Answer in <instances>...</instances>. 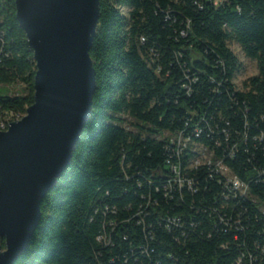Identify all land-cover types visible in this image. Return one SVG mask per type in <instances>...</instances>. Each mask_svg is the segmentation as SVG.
Listing matches in <instances>:
<instances>
[{
    "label": "trees",
    "instance_id": "1",
    "mask_svg": "<svg viewBox=\"0 0 264 264\" xmlns=\"http://www.w3.org/2000/svg\"><path fill=\"white\" fill-rule=\"evenodd\" d=\"M15 1L0 0V86L21 92L0 96V130L34 97ZM231 45L257 66L241 90ZM89 57V119L15 264H264V0H99Z\"/></svg>",
    "mask_w": 264,
    "mask_h": 264
},
{
    "label": "water",
    "instance_id": "2",
    "mask_svg": "<svg viewBox=\"0 0 264 264\" xmlns=\"http://www.w3.org/2000/svg\"><path fill=\"white\" fill-rule=\"evenodd\" d=\"M15 12L36 70L33 104L0 131V264L26 251L40 204L87 124L96 85L89 50L99 0H16Z\"/></svg>",
    "mask_w": 264,
    "mask_h": 264
},
{
    "label": "rangeland",
    "instance_id": "3",
    "mask_svg": "<svg viewBox=\"0 0 264 264\" xmlns=\"http://www.w3.org/2000/svg\"><path fill=\"white\" fill-rule=\"evenodd\" d=\"M231 49L234 52V54L237 56L242 66L240 69V72L237 73L235 77L236 88L241 90L243 81L257 75V66L255 62L248 61L247 59H245L241 50L236 45H231ZM20 92H21V88L18 86H10V87L0 86V96H6V95L14 96L16 94H20ZM126 120H127L126 127L132 128L130 123H132L133 121L128 118H126ZM0 131H3V130H0ZM161 136L163 139H166V138L170 139L172 143H176L182 146L185 145V142H183L180 137H171L167 134H164ZM195 151L200 153V158H199L200 161L214 164V166L216 167V169L219 170V172H221L223 175L229 178L228 172L221 166L220 163L215 162V160L212 158V155H210L207 151L199 147L195 148Z\"/></svg>",
    "mask_w": 264,
    "mask_h": 264
},
{
    "label": "built area",
    "instance_id": "4",
    "mask_svg": "<svg viewBox=\"0 0 264 264\" xmlns=\"http://www.w3.org/2000/svg\"><path fill=\"white\" fill-rule=\"evenodd\" d=\"M178 137H180V136H178ZM181 138V137H180ZM182 139V138H181ZM182 141L183 142H185V145L184 146H182V145H178V144H176L178 147H180V146H182V148H185L186 146H190V145H188L187 143H188V140L186 139V141L184 140V138L182 139ZM172 143V142H171ZM172 144H174V143H172ZM195 148H197V147H195ZM195 148L193 149L194 151H195ZM199 148H201V147H199ZM201 149H203V148H201ZM203 150H205V149H203ZM205 151H207V150H205ZM200 154V153H199ZM210 155H212L211 153H210ZM212 158H213V156H212ZM214 159V158H213ZM215 160V159H214ZM215 162H218V163H220L221 164V166L228 172V175H229V178L228 177H226L225 175H223L221 172H219V170L218 169H216V167L214 166V164H211V167H213V169L214 170H216V172L218 173V174H220L224 179H225V181H224V186L226 187V188H230V191L232 192V193H234V199H237V197L238 198H248V199H250V201L251 202H253V203H255V199H253L250 195H249V191H248V185L247 184H245L244 182H242V181H240L237 177H235V176H232L231 174H230V172H229V170L223 165V163L221 162V161H216L215 160ZM230 192V193H231Z\"/></svg>",
    "mask_w": 264,
    "mask_h": 264
},
{
    "label": "bare ground",
    "instance_id": "5",
    "mask_svg": "<svg viewBox=\"0 0 264 264\" xmlns=\"http://www.w3.org/2000/svg\"><path fill=\"white\" fill-rule=\"evenodd\" d=\"M16 121V120H15ZM9 124V123H8ZM5 126H4V124L1 126V130H3L4 131V128ZM7 129V128H6Z\"/></svg>",
    "mask_w": 264,
    "mask_h": 264
}]
</instances>
